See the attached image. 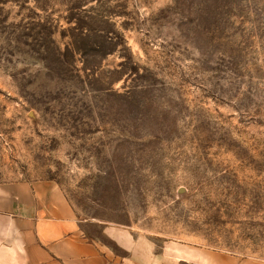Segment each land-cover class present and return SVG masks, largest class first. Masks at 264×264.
<instances>
[{"label":"rangeland","instance_id":"1","mask_svg":"<svg viewBox=\"0 0 264 264\" xmlns=\"http://www.w3.org/2000/svg\"><path fill=\"white\" fill-rule=\"evenodd\" d=\"M38 179L119 254L264 260V0H0V182Z\"/></svg>","mask_w":264,"mask_h":264},{"label":"crops","instance_id":"2","mask_svg":"<svg viewBox=\"0 0 264 264\" xmlns=\"http://www.w3.org/2000/svg\"><path fill=\"white\" fill-rule=\"evenodd\" d=\"M100 228L122 254L89 235L56 181L0 182V264H264L199 249L157 253L127 230Z\"/></svg>","mask_w":264,"mask_h":264}]
</instances>
